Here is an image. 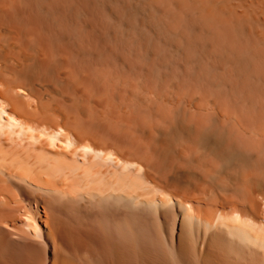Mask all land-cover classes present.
<instances>
[{
	"label": "bare ground",
	"instance_id": "6f19581e",
	"mask_svg": "<svg viewBox=\"0 0 264 264\" xmlns=\"http://www.w3.org/2000/svg\"><path fill=\"white\" fill-rule=\"evenodd\" d=\"M52 178L114 257L20 220ZM193 259L264 264V0H0V264Z\"/></svg>",
	"mask_w": 264,
	"mask_h": 264
},
{
	"label": "rangeland",
	"instance_id": "374dc122",
	"mask_svg": "<svg viewBox=\"0 0 264 264\" xmlns=\"http://www.w3.org/2000/svg\"><path fill=\"white\" fill-rule=\"evenodd\" d=\"M14 191L21 201L22 215L21 221H30L32 224L39 223L46 231H49L48 224L53 223L54 227L62 235V237L68 243H80L82 245L81 254L83 256L99 255L100 253L110 254L112 257L115 256L112 252V244L107 243L100 247L91 240L88 239L81 231L78 224V219L82 215L80 210L81 197L75 195L71 198L65 192L64 184L60 181H56L54 178L43 180V182H31L28 180H17L15 181ZM14 193V192H13ZM29 214L32 219L26 216ZM188 221V220H187ZM189 224H198L195 221L189 219ZM193 227V226H192ZM94 232V230L92 231ZM95 234V233H93ZM34 241H37L36 237H33ZM125 245V244H123ZM217 247L222 250H231L227 244L218 245ZM50 249V247L48 248ZM104 251V252H103ZM64 253L67 255L72 254L66 250ZM101 254V255H102ZM190 264H239V260L230 259L227 260H213L206 262L201 259H193ZM113 264H130L129 262H115ZM145 264V263H138Z\"/></svg>",
	"mask_w": 264,
	"mask_h": 264
}]
</instances>
